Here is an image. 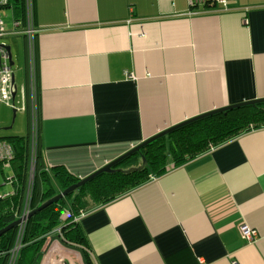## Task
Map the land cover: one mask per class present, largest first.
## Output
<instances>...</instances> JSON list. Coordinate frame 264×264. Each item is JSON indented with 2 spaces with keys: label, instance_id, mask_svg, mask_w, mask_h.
I'll list each match as a JSON object with an SVG mask.
<instances>
[{
  "label": "crops",
  "instance_id": "1",
  "mask_svg": "<svg viewBox=\"0 0 264 264\" xmlns=\"http://www.w3.org/2000/svg\"><path fill=\"white\" fill-rule=\"evenodd\" d=\"M30 1L32 41L22 35L27 0L19 19L0 4L12 17L0 15V43L24 55L14 72L12 123L0 131L24 118L27 134L18 136L37 142L31 165L39 151L56 193L57 169L84 180L185 121L264 99V0H231L226 9H192L188 0ZM142 167L137 154L116 170ZM75 221L94 264H264V129ZM243 224L258 232L255 241L241 239ZM44 252L40 264H85L58 239Z\"/></svg>",
  "mask_w": 264,
  "mask_h": 264
},
{
  "label": "trees",
  "instance_id": "2",
  "mask_svg": "<svg viewBox=\"0 0 264 264\" xmlns=\"http://www.w3.org/2000/svg\"><path fill=\"white\" fill-rule=\"evenodd\" d=\"M7 6L14 7L18 19L23 17V0H9ZM261 129H264V104H257L192 123L153 142L139 154L146 162L143 169L132 173L116 171L103 174L29 219L16 264H40L49 239H58L69 249L80 251L85 264H94L88 255L86 235L76 219L163 176L172 168L185 165L241 135ZM1 140L11 147L12 156L8 160H0V231L19 221L28 194L34 211L80 182L65 170L57 169L54 177L61 190L56 193L38 151L34 183L30 187L32 144L29 137L7 136ZM6 168L12 174L8 181H5ZM44 184L49 188L43 190ZM8 186L11 191L7 193L3 189ZM17 234L18 230L14 229L0 239V264H9Z\"/></svg>",
  "mask_w": 264,
  "mask_h": 264
},
{
  "label": "built area",
  "instance_id": "3",
  "mask_svg": "<svg viewBox=\"0 0 264 264\" xmlns=\"http://www.w3.org/2000/svg\"><path fill=\"white\" fill-rule=\"evenodd\" d=\"M230 1L231 0H188V4L192 9L211 6V5L220 6L226 9ZM0 4L6 6L8 5V0H0ZM21 27H22V23L20 21H16L15 28L21 29ZM22 35L26 36L27 39H29L30 41H32L33 38H35L37 35V30L35 29L33 22V8L30 0H27L26 25L23 29ZM5 36H6V31H5L4 22L0 18V42ZM11 57L12 54L9 48L0 43V107H4L6 109V114H7V121L4 123H0V128L2 127L1 125H7L12 123L11 111L12 109L14 111V109L16 108L13 99V95L16 88L15 85L13 84L14 72H13V66H11V63L13 61ZM31 136H36L35 131L32 132ZM36 143L37 142H31L33 149L32 158H35L34 152L36 148L35 145ZM11 156H12L11 147L7 143L0 141V160L3 159L8 160L11 158ZM34 175H35V165L33 161L31 165V176L29 180L30 187H32L34 183V177H35ZM29 199H30V195L28 194L25 207L19 219L22 220V222L17 228L18 230L17 240L13 250L11 251L10 254L11 259L9 264H16L18 255L23 246L22 241L25 234L26 225L28 222V216L32 212ZM239 234L241 239L247 242H253L258 237V232L256 230H253L244 224L239 226ZM43 264H47V262Z\"/></svg>",
  "mask_w": 264,
  "mask_h": 264
},
{
  "label": "water",
  "instance_id": "4",
  "mask_svg": "<svg viewBox=\"0 0 264 264\" xmlns=\"http://www.w3.org/2000/svg\"><path fill=\"white\" fill-rule=\"evenodd\" d=\"M10 50V48H9ZM12 58V57H11ZM14 63L12 61L11 63V66H13ZM13 84H15V78L13 79ZM15 96L16 94L13 95V99H15ZM257 104H264V99H259V100H255V101H251V102H246V103H242V104H238V105H234V106H230V107H227V108H223V109H220V110H216V111H212V112H209L207 114H203V115H200L196 118H193L191 120H188V121H185L173 128H170L168 130H165L155 136H153L152 138L146 140L145 142H143L141 145H139L138 147L132 149L130 152H128L127 154H125L124 156L120 157L119 159H117L116 161L110 163V164H107L105 165L103 168H101L100 170H98L96 173L92 174L91 176L87 177L86 179L84 180H81L78 184L68 188L67 190H65L64 192H61L59 195H57L56 197L52 198L51 200L47 201L46 203H44L40 208L32 211L29 216H28V220L33 218L34 216H36L37 214L41 213L42 211H44L46 208L52 206L53 204H56L57 202L63 200L64 198L70 196L71 194H73L74 192H76L78 189H80L81 187L85 186L86 184L90 183L91 181H93L94 179H96L97 177L103 175V174H107V173H112V172H116V171H122V170H119L117 169L116 170V167H118L119 165H121L124 161H126L127 159H130L131 157H133L134 155H137V154H140L141 151L147 147L148 145L152 144L153 142H156L157 140L163 138V137H166L168 136L169 134L179 130V129H182L192 123H195V122H198V121H201V120H204V119H207L209 117H212V116H215V115H218V114H221V113H226V112H229V111H232V110H236V109H240V108H244V107H248V106H251V105H257ZM13 117H14V120H15V112H13ZM9 130L12 129V127L8 128ZM146 162L144 161V166H145ZM143 169L142 168H139L138 170L137 169H131L125 173H132L134 171H139ZM22 220H19L17 222H15L14 224L8 226L7 228H5L4 230H1L0 231V239L5 235L7 234L8 232H10L11 230H14V229H17L18 226L21 224Z\"/></svg>",
  "mask_w": 264,
  "mask_h": 264
},
{
  "label": "rangeland",
  "instance_id": "5",
  "mask_svg": "<svg viewBox=\"0 0 264 264\" xmlns=\"http://www.w3.org/2000/svg\"><path fill=\"white\" fill-rule=\"evenodd\" d=\"M0 15L3 17L4 20H6L7 23H10V21H12L11 13L8 10L0 11ZM5 41L10 43L9 40L8 41L5 40ZM1 42H2V40H1ZM11 45H12L13 61L15 63V65L13 67V72L18 73V71H17L18 62H19L18 59L20 56H21V58L24 57L23 50L17 49V46L13 45V43ZM13 119H14V117H13ZM19 124H21V128L19 127ZM25 134H27V133L25 132L24 118H22L21 115L18 116V119L16 121V125L11 130H9V131L1 130L0 131V137L1 138L7 137V136H18V135H25Z\"/></svg>",
  "mask_w": 264,
  "mask_h": 264
}]
</instances>
